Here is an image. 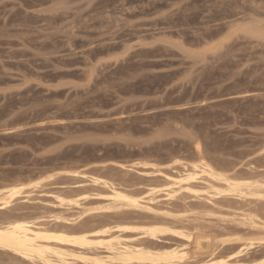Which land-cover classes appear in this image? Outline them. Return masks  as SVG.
<instances>
[{
  "label": "rangeland",
  "instance_id": "obj_1",
  "mask_svg": "<svg viewBox=\"0 0 264 264\" xmlns=\"http://www.w3.org/2000/svg\"><path fill=\"white\" fill-rule=\"evenodd\" d=\"M241 23L264 30V0H0V223L140 238L158 221L172 233L143 246L185 248L182 230L199 231L231 255L253 238L237 262L258 264L264 197L184 176L205 162L264 185V33ZM107 179L139 205L114 204ZM37 260L0 248V264Z\"/></svg>",
  "mask_w": 264,
  "mask_h": 264
},
{
  "label": "bare ground",
  "instance_id": "obj_2",
  "mask_svg": "<svg viewBox=\"0 0 264 264\" xmlns=\"http://www.w3.org/2000/svg\"><path fill=\"white\" fill-rule=\"evenodd\" d=\"M235 31H242L247 34H253V35L264 33V30L258 29L257 26H252L251 24L248 25L245 23H241L240 25L236 26ZM199 161H201V159ZM192 168L193 170L190 169L192 173L190 174L188 173L184 175V176L187 175V179L188 178L196 179V176H198L199 174H202L204 176L206 175L207 177H209L208 179L215 180V181H218L219 183L220 182L222 183L220 187H218L214 185L213 183L210 184V181L206 180V182H209L210 184L209 188L218 190L219 192L221 191V189L224 188V191L232 193V194H236L239 196L253 194V195L264 197V193H263L264 185H254L257 182L256 181L255 183L252 182V179H251L252 177L248 178L244 176L245 178H248L249 181H247L243 179L240 180L241 175L240 177L237 176L239 179H237L236 177L235 178L230 177L231 175L230 176L223 175L217 172L210 164L205 163V162L196 164ZM198 169L200 171H198ZM179 173H182V172H179ZM183 174L182 175L180 174L181 175L180 178L183 177ZM244 177L242 176V178ZM172 179H175V178H172ZM91 180H93L94 183H100L98 178H94ZM166 180L168 182L167 178ZM197 180L199 179H196V181ZM107 181L103 182V184L106 187H109L112 189V192L109 196H111V198L114 200L115 202L114 204L118 203L120 204V206L121 205L122 206L124 205L125 206L126 205L127 206L128 205L138 206L139 205L138 199L129 195L131 192L129 193L127 191L128 193L127 194L123 192L124 190L123 191L119 190L122 188H119V189L116 188L114 185V182L110 183L111 181H108V182ZM178 183H179L178 181L171 180L169 181L168 185H166V189L164 191L167 193L168 197L169 195H171V191L176 192L174 191L175 189H173V186L176 184L178 185ZM260 184H262V182ZM163 186L165 185H162V187ZM178 186L180 187L178 188ZM178 186L177 188L180 190L181 184ZM204 186L205 188L208 187V185L207 186L204 185ZM159 187L154 186L151 188L149 192L153 194L152 197H155L154 193H158ZM195 187L199 188V186H195ZM195 187L193 189H195ZM147 193L145 192V194ZM166 193L164 195H166ZM215 193L216 192L212 193V195H214ZM208 194L210 195V192ZM199 196L200 195H198V197ZM155 198L157 199V197ZM155 198L154 200H156ZM118 208H119V205H118ZM251 214L252 213L250 212V221L253 224H256V221L254 220L255 217L254 215H251ZM247 215L249 217V212L247 213ZM244 216L246 217V215ZM257 217H258L257 219H259V216ZM7 218L8 220L0 223V248L11 250L17 253L18 255L23 256L24 258L31 259L32 261L33 260L36 261V259H38L37 261L40 260L44 264H78L76 263V260L78 261L82 260L83 262H86L85 264H244V262L241 263L237 261L239 260L241 261L242 259L246 258L247 257L246 253L249 250H251V248L255 245V242L257 243L255 239H254L255 242L252 241L253 238H251L250 241L247 240L248 242L244 241L242 238H237L236 241L239 239H242L243 242H241V245L235 246L237 250L236 251L234 250L235 252L233 254L231 253V255L230 254L227 255L224 252H223L224 254L221 253L222 251L221 252L219 250H218L219 252L217 251V249L215 248V243H214L215 240L210 235V233L207 234L205 232H199V231L196 233H192V231L186 233L185 231L184 233L183 232L184 230H182V235H184L187 239L186 241H188L187 247L183 248L182 246H184V244L180 247V244H179L178 246L176 245L173 247L162 248L163 250H160L157 248L158 249L157 250L153 245V248L156 249V250H153V249L147 248L149 246L148 242H146L147 247L143 246V243H144L143 238H147L148 240L145 239L146 241L150 240L151 243H155L156 239L159 240L158 238L160 237L159 234H163V233L167 234V232L173 231L172 230L173 228H171V226L169 227L168 224L166 225L164 223L156 221L155 223L151 225L142 226L141 229L143 228L142 234H144V236L137 235L140 238H134L135 235L132 237L125 236L119 232H115L114 228H118L121 231H126L128 229L131 230V228L132 230H135L133 229L135 225L131 226L128 224H119L116 226H111L109 223H101L99 225L92 227L91 229L90 228L89 229L87 228L68 229L65 227L62 228L61 226L60 228L58 227L49 228V227H42L41 225H39V223L35 224V222L34 223L30 222L31 220L29 221V218L28 220L20 216H17V217L15 216L14 218H10V219L8 216ZM260 222H261L260 224L258 223L257 226L254 225V227H260L261 225V228L264 229V222L263 223L262 221ZM176 235H179V234L177 233ZM229 241L233 242L235 240L226 238L224 243L226 242L229 243ZM258 243L260 244V246H262L264 250V236L259 238ZM97 245H103L105 247V248L99 247L101 249L104 248L103 249L104 253L101 252L102 251L101 249H100L101 251L99 250V252L95 251L96 248H94L93 246L98 247ZM92 247L94 249H92ZM249 253H248V256H250ZM235 259L236 261H234ZM245 261L247 262V259H245ZM252 261L253 260H251V263L253 264ZM258 264H264V259L263 258L262 260L260 259Z\"/></svg>",
  "mask_w": 264,
  "mask_h": 264
}]
</instances>
